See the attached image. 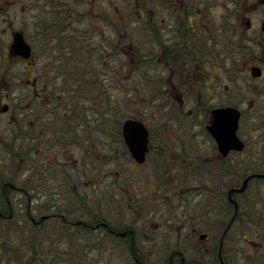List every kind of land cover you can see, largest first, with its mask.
I'll list each match as a JSON object with an SVG mask.
<instances>
[{"label": "flooded vegetation", "instance_id": "1", "mask_svg": "<svg viewBox=\"0 0 264 264\" xmlns=\"http://www.w3.org/2000/svg\"><path fill=\"white\" fill-rule=\"evenodd\" d=\"M39 2V54L26 30L3 17V33L13 39L21 31L32 46L29 58L15 57L32 63L36 55L38 61L27 79L29 93H14L9 67L0 71V229L13 223L25 245L51 239L57 256L61 246H70L61 255L68 259L89 258L91 241L111 255L125 249L129 264H233L239 235L248 248L246 264H264V16L255 13L260 0H150V59L165 72L158 79L160 96L168 105L174 100L182 115L204 119L205 141L190 150L173 129L176 158L162 162L167 168L161 174L151 162L166 131L147 125L148 150L140 161L122 124L118 149L135 170L118 171V177L105 169L109 138L104 132L93 136L88 122L75 125L68 100L82 84L90 108L89 86L105 82L103 71L93 72L85 47L92 28L75 24V8L67 19L60 14L57 6L71 3ZM102 16L96 35L105 40ZM76 32L86 42L82 47H73ZM223 112L231 129L237 124L236 141L224 142L220 129L209 128ZM195 128L193 136L202 131ZM147 166L151 173H138ZM93 181L98 199L91 206ZM49 222L53 226L46 228ZM214 228L221 229L218 241ZM173 230L184 249L161 258L157 246L171 245Z\"/></svg>", "mask_w": 264, "mask_h": 264}, {"label": "rangeland", "instance_id": "2", "mask_svg": "<svg viewBox=\"0 0 264 264\" xmlns=\"http://www.w3.org/2000/svg\"><path fill=\"white\" fill-rule=\"evenodd\" d=\"M108 1L116 5L119 4L121 9L125 12L129 8L131 10L133 9V6L130 7L127 5V3L129 4L130 0L129 2L126 0H85V2L75 0V3H73V0H60V3L68 2L71 3L72 9L75 8L76 13H78L75 17V24L78 27L81 28L82 25H85V30H87L86 28L88 27L92 28L91 33L89 32L87 35H85L89 41V43L87 42L88 44H86V42L83 43V39L79 38L81 37L79 36L80 33L76 32L75 36L73 35L75 41L73 40L74 46H72L78 48L86 44L85 47L87 55L90 56L92 61L93 72L102 73L103 71L104 74H102L103 78L105 79V82L102 83V85L96 84L91 86L92 88L96 89V96L95 99L90 100V108L84 105V102L86 101L85 97H81V95L87 94V92H81L78 96L76 95L68 98V100L71 99V108L75 109L76 111L75 125L81 126L85 121L88 122L85 124L91 127V133L93 136L102 134V132L105 133V138H109L108 142L105 141V154H108V157L110 158V165H105V169H110L111 174L117 177L118 171L120 173L128 174L135 170L133 162L128 159V156L124 157L121 154L120 148L118 149V132L119 129H121L123 121L127 117H136L142 119L151 128L154 127L165 130L166 133L160 136L162 138V143L160 144L163 145V147L161 148V146H158V148L162 150L161 152H158L157 155H154L155 159L153 162H151V166L153 165L152 168H155L157 171H159V173L162 174L165 173L164 170L167 168V166L162 164V162H165L164 160L168 159V161L171 163V161L175 160L174 158H176L175 156H171L176 153L174 146L176 143L173 142L175 140L170 138L172 135V130L175 129L176 140L178 141L179 137L183 138L184 142L187 143L188 149L192 150V147H195L198 142L205 141L203 133L205 122L204 119H194L191 116L182 115L180 110H178V106L174 100L169 103L170 105H168L167 99H164L160 96L161 91L158 89L161 87V81H158V79L163 77L165 72H162L161 74L159 70L155 69V67H158V65L153 63L152 59H150L151 46L149 42L150 40L147 36L139 33V35H136V39H132L134 44H130V41L128 40H123L120 42L117 40V38L120 36L115 34L113 32L114 30L110 26L105 28V40L102 39L100 35H96V31L101 25L100 19L102 14V23L105 26L107 13H113L111 6L107 4L105 5V2ZM99 2L103 3V5L99 4ZM258 6L259 7L255 13L258 14V16L263 17L264 3L262 0H260ZM57 8H59L60 11V6H57ZM67 8V6L63 5L61 10L67 11ZM81 11H87L88 14L83 16L80 14ZM40 14H42V11L39 0H12V3L7 0H0V71L9 67L10 71L12 72V80L9 82L11 83V86L14 87V93L30 92L31 88L26 86L29 84L27 79L32 78V74L35 72V61H38V58L35 55L34 61L31 63L25 62L20 57L10 56L8 47L10 46L12 39L9 33H3V29H6L5 27L7 25L3 17L5 15H9L8 18H11L14 27H19V29L26 30L27 37L32 43L35 51L39 54L40 43L39 39H37L36 29L39 22L37 17ZM67 15L68 11L64 15L65 19H67ZM79 15L81 17H78ZM123 17L124 19L128 18V16L124 14ZM131 25L136 26V21H132ZM111 41H113V43H110ZM136 46H141V51H135L134 47ZM123 47L126 48L124 51ZM82 50L83 49H78L77 52ZM4 86L5 85H0V87ZM98 92L101 93L99 94ZM210 95H213V93ZM86 110L87 114H85ZM196 126L198 129L197 131H202L200 134L193 136V132H196ZM178 127L183 128V130L179 132L180 135L178 134ZM186 127L189 129H186ZM79 132L81 131L79 130ZM191 136L193 137L191 138ZM165 151H167L168 154ZM178 157L181 156L178 155ZM124 159H127L125 163L126 171H121L122 168L119 163H122ZM170 167L171 166H169V168ZM138 173L151 172L149 166H147L145 169L143 168L141 171H138ZM95 184L98 185V182H92L91 197L93 203L91 206H94V202H96L98 199V192ZM102 200L104 199L102 198ZM166 203H168L167 199ZM95 210L96 206L93 211ZM49 223L50 224L46 225V228L48 226H53L52 222ZM48 231L50 230H47L46 232ZM210 232L212 233V239H217L218 241L221 234V229L214 228L211 229ZM4 235L7 238L0 240V243L6 247L0 248V259H12V263H15L18 261V259L22 260L25 256H27L25 251L20 248V246L24 245L22 243V235L17 234V228L13 223H11L10 226H4L2 229H0V238ZM170 235H172L171 245L157 246L158 252L155 253L159 254L161 258L164 255L166 256L167 252V257H165V259H168L170 251L173 249L179 247L184 249L183 241L178 239L176 230H173ZM12 239H15V241ZM93 243L96 244V248L92 247L94 246ZM194 246L197 250V247L199 246L198 238ZM101 247L102 246H100L98 243L91 241V244L88 247L90 251V257L87 259H82L80 257L77 259H68V255L66 257H62L61 255L64 252L62 250L67 251L71 248L67 245L61 246L60 256H57V247H54L53 244L48 248L52 250L50 252V257H53L52 254L55 256V261H53V264H92V261H94L92 260L93 257L96 261H105V264H129L130 261L125 262V256L128 254L125 249L122 250L121 254L118 251L116 254L111 255L107 251H104V249L101 250ZM13 249L15 250V253L13 252ZM247 249L248 248L245 244L244 238H240L238 235L233 264H246L245 255ZM11 254L13 256H10Z\"/></svg>", "mask_w": 264, "mask_h": 264}, {"label": "trees", "instance_id": "3", "mask_svg": "<svg viewBox=\"0 0 264 264\" xmlns=\"http://www.w3.org/2000/svg\"><path fill=\"white\" fill-rule=\"evenodd\" d=\"M126 1L129 2V0H126ZM106 4L111 6L113 13L112 14L107 13V18L105 20V28H107L106 24H108V26H110L114 30L113 32L115 34H117L118 36H120L117 38V40H119L120 42H122L123 40H128V41H130V44H134L132 42V39H136V35H139V33L144 34L148 38L150 37V33H151L150 14L152 13L150 0H130L129 4L127 3V5L130 7L133 6V9L131 10L129 8L127 10L128 12L123 11L119 4L116 5V4L109 2V1L105 2V5ZM63 5L68 7L67 11H70L72 9L71 5L60 4V14L67 13V11L61 10V7H63ZM123 14L128 16V18L124 19ZM132 21H136L137 25L132 26L131 25ZM65 39H66V37H65ZM113 41H111L110 43H113ZM137 45H138V43H137ZM125 49L126 48L123 47V51ZM141 49H142L141 46L134 47V50L135 51L137 50V52H138V50L141 51ZM137 52H135V53H137ZM81 76H84V72L81 73ZM92 85H96V84L93 83ZM92 85L89 86L90 92L92 95V99H95L96 89L92 88L91 87ZM75 86H76L75 92H76L77 96L81 92L82 93L86 92V90H85L86 88L84 87V85L76 84ZM100 91H102V90H100ZM66 92H68V88H66ZM98 93L100 94L101 92H98ZM84 95H81V97L83 98ZM84 105H85V102H84ZM12 240L15 241V239H12ZM51 245H52L51 239L40 241L39 239L33 238L32 240H30V242L27 245L24 244L23 246H20V248L22 250H24L25 253L27 254V256H25L22 260L18 259L17 262L12 263V259H8V258L6 259L5 258V259H0V264H53V261H55V256H54V254H52L54 259H53V257H50V252L52 250H50L48 248ZM93 245H94V246H92L93 248L97 247L95 243H93ZM1 247L3 248L6 246H4L3 244L0 243V248ZM39 247H40V249H39ZM101 248H102L101 250H103V249H105V246L101 247ZM13 252L15 253L14 249H13ZM10 256H13V255L11 254ZM49 258H51V259H49ZM80 258L83 259V256ZM92 260H94V261H92V264H105V261H102V260L96 261L94 259V257L92 258Z\"/></svg>", "mask_w": 264, "mask_h": 264}, {"label": "water", "instance_id": "4", "mask_svg": "<svg viewBox=\"0 0 264 264\" xmlns=\"http://www.w3.org/2000/svg\"><path fill=\"white\" fill-rule=\"evenodd\" d=\"M10 54L19 55L23 58H29L32 55V46L21 31H17L13 35V41L10 45ZM224 112L221 118L217 117L215 114V118L209 128L213 133L216 132L217 129H220L225 135L223 138L224 142L236 141L237 136L235 134V128L237 124L231 129V124L229 125V122L226 121ZM234 119H236V117H234ZM123 128L127 142L134 156L138 160L143 161L148 150L149 130L147 125L140 119L128 118L124 121Z\"/></svg>", "mask_w": 264, "mask_h": 264}, {"label": "bare ground", "instance_id": "5", "mask_svg": "<svg viewBox=\"0 0 264 264\" xmlns=\"http://www.w3.org/2000/svg\"><path fill=\"white\" fill-rule=\"evenodd\" d=\"M66 88H67V87H65V90H66ZM15 227L17 228V234H18V235H21V231H20V229H19L17 226H15ZM4 238H7V237H5V235H4V236H2V237L0 238V240H3ZM172 251H173V250L170 251V254L172 253ZM168 253H169V252H168Z\"/></svg>", "mask_w": 264, "mask_h": 264}]
</instances>
